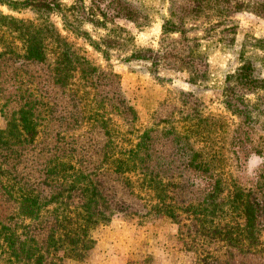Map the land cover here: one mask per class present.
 I'll return each mask as SVG.
<instances>
[{
	"label": "trees",
	"instance_id": "16d2710c",
	"mask_svg": "<svg viewBox=\"0 0 264 264\" xmlns=\"http://www.w3.org/2000/svg\"><path fill=\"white\" fill-rule=\"evenodd\" d=\"M237 2L168 0L164 16L151 4L129 0H0L8 11L35 15L0 10V264L84 261L95 244L93 230L114 214L177 224L197 264L261 258L264 180L244 184L225 169L221 122L194 123L186 113L180 126L155 123L134 143H117L123 130L115 117L133 127L136 111L118 74L92 62L76 41L107 61L114 54L125 62L146 61L158 80L162 67L183 71L196 84L209 73L202 40L222 33L215 40L234 43L237 25L227 13ZM154 16L162 20L157 49L138 46L117 22L126 19L145 30ZM191 18L203 19V35L191 36ZM246 48L223 89L226 107L244 123L249 93L258 96L264 115V79L245 57ZM242 133L248 131L239 126L230 140L237 164Z\"/></svg>",
	"mask_w": 264,
	"mask_h": 264
},
{
	"label": "rangeland",
	"instance_id": "374dc122",
	"mask_svg": "<svg viewBox=\"0 0 264 264\" xmlns=\"http://www.w3.org/2000/svg\"><path fill=\"white\" fill-rule=\"evenodd\" d=\"M129 1L136 5L151 4L152 7L160 9L164 16L168 12V0ZM237 3L235 8L233 6L234 11L227 13L231 22L237 25L234 43L225 44L215 40V37L222 33L209 39L206 36L202 40L201 50L207 55L209 73L205 81L196 84L187 81L185 72L162 67L159 70L161 79L158 80L149 72L146 61L125 62L118 59L116 54L107 61L89 45L80 39L76 40L92 62L103 68L110 67L118 74L122 93L136 111L137 119L133 127L126 128L119 117H115L123 130L118 135L120 138L117 143H122L123 140L125 145L134 143L140 131L154 126L155 123H158L160 128L171 124L180 126L184 123V120L180 121L181 117L189 113V116L194 117V123L197 121L196 118L221 122L217 133H220L223 139L218 143L224 141L225 160L222 164L226 170L236 175L244 184L253 183L260 176L264 180V115L260 113L257 105L258 96L249 93L244 97L245 105L249 106L246 108L247 112L250 113L244 121L248 123L243 122V117L233 114L223 102L225 76L239 64L238 55L243 49V44L247 47L244 51L245 57L254 62L255 74L264 79V0H238ZM0 10L17 17L28 19L35 17L34 13L27 10L13 12L1 5ZM52 20L57 18L53 17ZM202 20L200 18L186 20V24L192 27L191 36L203 35L200 26ZM117 22L133 33L138 46L159 48L162 23L160 16H154L145 30H138L134 23L126 19H118ZM174 36L177 37V34ZM70 39L73 37L70 36ZM254 44L259 45L253 47ZM187 122L190 124L191 119ZM3 123L0 117V125ZM239 126L241 130L248 131V134L242 133L244 139L241 146L235 147L240 157L237 164L233 154L234 146H231L230 140ZM169 146L168 142L163 148ZM92 236L95 244L87 259L84 261L68 259L65 260V264H197V253L185 251L178 237V225L165 219L137 223L135 219H126L120 214H114L107 224H101L93 230ZM257 249L263 251L262 256L251 264H264V230ZM237 260L240 263L230 264H242L241 257H237Z\"/></svg>",
	"mask_w": 264,
	"mask_h": 264
}]
</instances>
